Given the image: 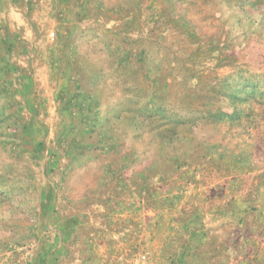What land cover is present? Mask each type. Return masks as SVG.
I'll use <instances>...</instances> for the list:
<instances>
[{
    "label": "rangeland",
    "instance_id": "obj_1",
    "mask_svg": "<svg viewBox=\"0 0 264 264\" xmlns=\"http://www.w3.org/2000/svg\"><path fill=\"white\" fill-rule=\"evenodd\" d=\"M78 2L80 19L57 35L68 43L71 30L77 35L91 97L80 106L84 124L70 118L62 153L49 139L54 118H42L45 130L13 112L29 86L0 83L2 264H33L49 254L51 239L65 237L67 218L81 251L83 193L102 181L80 162L75 172L71 165L57 171L60 155L120 157L115 167L140 214L157 203L156 192L179 191L170 198L176 205L191 185L216 183L230 198L239 189H264V0ZM246 194L244 201L262 207L263 193Z\"/></svg>",
    "mask_w": 264,
    "mask_h": 264
},
{
    "label": "crops",
    "instance_id": "obj_2",
    "mask_svg": "<svg viewBox=\"0 0 264 264\" xmlns=\"http://www.w3.org/2000/svg\"><path fill=\"white\" fill-rule=\"evenodd\" d=\"M79 10L78 0H0V83L29 86L16 96L13 112L32 116L45 130L42 118H54L49 139L61 153L60 144L71 139L70 118H82L83 125L86 115L80 106L91 97L75 55L77 35L71 30L69 43L57 35L61 27L75 26ZM51 33H56L54 43ZM80 133L83 137V128ZM79 162L84 171L92 166L97 181H102L97 189L88 184L83 193L86 210L81 227L87 232L80 240L82 249L73 247L69 231L73 220L67 218L61 224L65 237L51 239L49 254L39 253L33 264H264V202L261 207L256 206L258 201H244L246 193L258 197L264 189H239L230 198V191L218 190L216 183L202 188L191 185L180 191L183 199L176 205L170 198L179 191L156 192L152 197H157V203L140 214L115 167L121 164L120 157L60 155L54 164L57 171L59 166L71 165L75 172L74 164ZM99 165L114 167L107 171L95 167ZM3 260L0 256V264Z\"/></svg>",
    "mask_w": 264,
    "mask_h": 264
},
{
    "label": "built area",
    "instance_id": "obj_3",
    "mask_svg": "<svg viewBox=\"0 0 264 264\" xmlns=\"http://www.w3.org/2000/svg\"><path fill=\"white\" fill-rule=\"evenodd\" d=\"M50 37L52 38L53 37V34H51Z\"/></svg>",
    "mask_w": 264,
    "mask_h": 264
}]
</instances>
